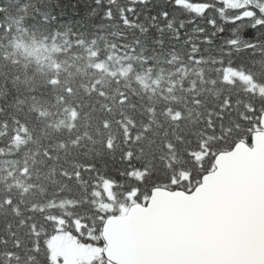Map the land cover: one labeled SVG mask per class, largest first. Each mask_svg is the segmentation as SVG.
Masks as SVG:
<instances>
[{"label":"snow or ice","instance_id":"obj_1","mask_svg":"<svg viewBox=\"0 0 264 264\" xmlns=\"http://www.w3.org/2000/svg\"><path fill=\"white\" fill-rule=\"evenodd\" d=\"M13 13L26 30L81 36L91 30L94 43L99 38L123 54L124 72L152 75L158 67L163 74L164 65L179 63L166 84L154 81L163 85L159 105L130 85L99 91L87 107L113 115L101 127L115 124L116 134L99 142L87 131L72 137L76 156L57 154L37 137H30L35 147L6 152L27 126L12 116L10 136L9 119H0V138L8 137L0 140L7 188L16 177L30 186L42 174L52 178L39 201L0 195V264H246L223 232L181 225L165 213L190 215L221 189H243L255 202L256 240L264 245V0H0V32L9 31ZM180 72L190 78L177 84ZM25 103L19 93H6L0 113ZM164 116L177 122L161 142L152 133ZM11 166L17 171L10 181ZM65 233L82 250L73 261L59 240L55 257L48 249L52 237Z\"/></svg>","mask_w":264,"mask_h":264},{"label":"trees","instance_id":"obj_2","mask_svg":"<svg viewBox=\"0 0 264 264\" xmlns=\"http://www.w3.org/2000/svg\"><path fill=\"white\" fill-rule=\"evenodd\" d=\"M9 7L11 9L12 5ZM8 24L9 31L0 32V100H3L6 93L9 97L19 93L26 98V103L23 106H16L19 111L16 108L6 107L4 113H0V119H9L10 136L11 130L15 127L11 123L12 116L23 121L27 131L17 132L11 141V149L6 148V152H22L27 144L35 147V141L30 140V137H37L44 145L54 148L57 154L68 153L69 157L76 156L79 149L71 145L72 137L87 131L92 139L99 142L109 132L116 134L115 124H111L108 129L101 127L105 119L111 123L115 119L113 115L87 107L89 103L100 99L99 91L115 94L118 87L130 85L136 89L138 95L149 97V103L159 105L162 101L157 97L163 85L154 81L159 80L166 84L169 71L179 63L177 60L172 65H164L163 74L159 72L158 67L152 75H148L143 69L136 73L135 68L124 72L122 66L127 61L123 54L119 50L106 49L99 38L94 43L91 30L82 36L48 29L27 28L26 30L23 23L17 22L14 13ZM76 31L79 32L80 29ZM189 78L185 72H180L176 77L177 84ZM5 80L8 81L7 89L3 87ZM116 81L121 83L117 85ZM69 88L72 89L71 94L68 92ZM168 95L171 98L170 94ZM58 96L64 98L63 103L56 99ZM74 105H84V107L74 112ZM161 119L163 125L154 127L152 134L162 142L169 128L177 121L172 120L170 116ZM154 124L158 125L159 121H154ZM185 130L187 129H181V131ZM0 140L7 143L8 137H2ZM58 141L63 142L65 147L61 148ZM81 144L90 146L91 139L82 137ZM156 148L157 151L163 150L159 144ZM65 158L67 157L61 156V159ZM16 171L15 166H11V175L7 179L13 180ZM3 175L0 173V176ZM51 179L49 175L42 174L38 185L30 186L27 179L21 180L16 177L11 190L7 188L4 180L0 179V185H4L0 188V195L10 191L14 200L23 196L27 202L39 201L51 186ZM25 189L28 191L25 192ZM62 210H70L67 197L64 199ZM55 238L64 241V251L67 256L73 253L75 257L76 253L82 251L76 247L75 237L67 233L61 237H52L48 241V249L51 250V242ZM8 247L11 248V245ZM46 251L42 248V255ZM95 255L98 256L99 253Z\"/></svg>","mask_w":264,"mask_h":264},{"label":"water","instance_id":"obj_3","mask_svg":"<svg viewBox=\"0 0 264 264\" xmlns=\"http://www.w3.org/2000/svg\"><path fill=\"white\" fill-rule=\"evenodd\" d=\"M261 142L264 143V138ZM158 195L165 198L163 194ZM165 219L193 228L223 232L227 243L241 250L239 259L246 264L264 263V245L256 240L259 224L256 205L243 189H221L196 213L185 215L169 211L165 213Z\"/></svg>","mask_w":264,"mask_h":264},{"label":"rangeland","instance_id":"obj_4","mask_svg":"<svg viewBox=\"0 0 264 264\" xmlns=\"http://www.w3.org/2000/svg\"><path fill=\"white\" fill-rule=\"evenodd\" d=\"M59 239H54L51 243V248L53 251V256L55 257V255L57 254V249L60 247V244L57 243ZM73 253H71V255H69V257H72Z\"/></svg>","mask_w":264,"mask_h":264}]
</instances>
